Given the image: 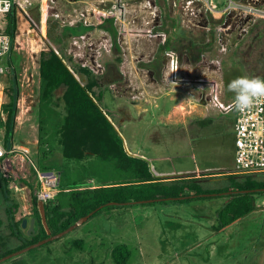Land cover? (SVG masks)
<instances>
[{"label":"rangeland","instance_id":"1","mask_svg":"<svg viewBox=\"0 0 264 264\" xmlns=\"http://www.w3.org/2000/svg\"><path fill=\"white\" fill-rule=\"evenodd\" d=\"M208 1L127 0L122 10L116 11V53L112 37L100 27L102 17L99 20L97 15L100 10L115 17L113 0H25V27L15 33L10 54L0 59L7 68L0 78V115L4 120L2 106L9 101L14 73L19 88L13 135L5 138L1 126L7 145H21L14 147L20 160L10 172L22 188L19 196L12 191L19 205L17 218L40 188L32 171L38 169L39 58L41 51L50 48L64 51L94 75H101L109 63L116 62L122 78L101 88L102 107L125 148L146 155L153 176L157 171L176 175L196 164L218 167L212 174H236L231 132L234 115L216 107L213 96L218 94L222 103L229 104L235 99L227 87L230 81L240 76H264V17L247 13L250 0H232L227 11L229 0H213L217 5L214 10ZM256 6L264 9V0ZM84 18L92 29L73 39L68 32L70 23H81ZM10 20V15L2 16L3 30ZM173 28L191 34L193 41L183 37L187 44L171 49L178 59L177 73L170 71V58L159 36H169ZM62 95L63 89L55 95L60 107ZM149 133L152 137L148 138ZM199 138L204 139L200 144ZM55 155L58 157L57 152ZM54 166L62 169L59 160ZM74 178L66 175L63 181L70 183ZM225 193L188 202L141 201L105 208L65 236L0 264H118L112 253L119 246L127 250L124 264H264V195L256 196V211L220 230L217 213ZM53 199L56 202L58 196ZM5 248L0 246V259Z\"/></svg>","mask_w":264,"mask_h":264},{"label":"trees","instance_id":"2","mask_svg":"<svg viewBox=\"0 0 264 264\" xmlns=\"http://www.w3.org/2000/svg\"><path fill=\"white\" fill-rule=\"evenodd\" d=\"M13 12L14 8L8 13L11 20L6 30L12 40L16 31ZM100 27L110 33L113 49L119 52L114 17L102 16ZM91 29V26L78 23L69 26L68 32L71 37H81ZM39 75L42 86L37 107L38 170L60 173L59 191L54 195L58 196L57 203L52 204L54 197L45 203L51 235L67 229L91 212L94 213L90 218L105 208L111 210L147 200L188 202L211 197L205 195L232 192L222 196L225 201L217 213V229L220 230L257 210L256 196L264 195L260 190L264 189V174L231 173L212 180L194 176L163 180L153 176L148 161L128 155L112 118L102 107L101 88L122 78L116 62L109 63L101 75H94L89 68L75 64L64 51L50 48L40 52ZM259 78L264 79V76ZM59 89H63L62 107L55 98ZM18 99L19 88L11 85L9 101L2 106L6 120L0 123L5 128V138L14 133ZM57 160L62 165L61 170L55 169ZM32 171L37 176L34 168ZM66 175L75 178L70 183L63 181ZM61 195L66 196L59 198ZM181 197L186 198L178 199ZM111 202L117 204L108 205ZM31 204L37 229L28 237L21 229L22 221L16 220L19 205L9 189V179L0 170V246L11 241L21 242L18 247L7 250L4 256L49 237L35 193L31 196ZM126 251L124 246L114 249L116 263L124 264Z\"/></svg>","mask_w":264,"mask_h":264},{"label":"built area","instance_id":"3","mask_svg":"<svg viewBox=\"0 0 264 264\" xmlns=\"http://www.w3.org/2000/svg\"><path fill=\"white\" fill-rule=\"evenodd\" d=\"M127 0H113L112 9L115 11L114 19L118 18L116 11H121ZM259 0H250V4L246 6V11L252 16L264 17V9L257 8ZM25 0H0V21L3 15L10 13L14 7L19 6L24 10ZM212 6V10L217 8L213 0L208 1ZM234 2L229 0V5L225 11L230 10ZM97 15L99 20L102 16H108L106 13L98 10ZM116 21V20H115ZM101 22V21H100ZM83 25L90 26L87 19H82ZM73 25V22L70 23ZM76 25V24H74ZM119 33V32H118ZM162 40L165 41L166 35L159 34ZM12 50L11 37L2 29L0 25V59L8 56ZM166 56L170 58L169 68L172 73H177L178 59L173 51H166ZM7 72V68L0 64V78ZM180 81H183L180 79ZM212 101V91L210 92ZM218 94L213 96L214 105L226 114H233L235 117L234 124V169L236 174H256L264 172V102L256 104L251 110L237 111L233 105L234 100L229 104H224L219 100ZM4 121L0 115V123ZM0 124V170L1 173L9 179V189L16 191L19 188L17 176H12L16 161L20 160L16 148H8L1 137ZM39 178L40 188L34 193L38 201L44 203L51 200L59 189L60 175L58 172H40L34 168Z\"/></svg>","mask_w":264,"mask_h":264},{"label":"crops","instance_id":"4","mask_svg":"<svg viewBox=\"0 0 264 264\" xmlns=\"http://www.w3.org/2000/svg\"><path fill=\"white\" fill-rule=\"evenodd\" d=\"M20 1H22V0H20ZM176 7V6H175ZM225 8V7H224ZM30 12H33V11H31L30 10ZM32 14V13H31ZM12 17H14L15 18V21H16V31H15V33H17V30L18 29H20V26H24L25 27V24H24V15H23V13H22V9L19 7V6H16V7H14V12H13V14H12ZM173 17V16H172ZM41 18H42V16H41ZM174 21H176V25H178L179 26V23H178V21L176 20V17H175V19H174ZM72 26H74V25H70V27H72ZM171 26H172V24H171ZM171 30V32H170V34H169V36H167L166 37V39H165V41H162V47H166V49H165V52L166 51H170L171 49H175L176 47H180V45L182 44L183 46L184 45H186L187 44V42H185V40H184V38L183 37H186L187 38V40H188V42H193V41H191V39H192V36H191V34H189V33H187L186 31H182V30H180V29H176V28H173V29H170ZM88 32V31H87ZM73 39H76L77 37H72ZM190 40V41H189ZM14 41H15V37H14V39L12 40L11 39V43H12V50H13V48H14ZM208 42H210V39H208ZM168 46V47H167ZM182 47V46H181ZM11 50V51H12ZM183 50H185V52L187 51V49H183ZM183 56H185V55H183ZM173 114V111L171 110V111H169L168 113H166V115L168 116L167 117V119H170V116ZM160 118H161V120H160V122L161 123H163L164 121H165V114H162L161 116H160ZM110 119V118H109ZM111 120V119H110ZM234 124H235V121H234ZM231 132H232V135L234 136V125H233V128H232V130H231ZM149 137H152V135L150 136V133H149V136H148V138ZM202 141H204V139L202 140V139H198L197 140V143H199L200 144V142H202ZM37 146H38V139H37ZM12 147H21V145H13ZM12 147H9V148H12ZM124 148H125V144H124ZM125 150H126V152L128 153V155H130V156H133V157H139V158H143V159H145L146 161H148L149 162V160H148V158L146 157V155L145 156H143V155H138V153L136 152V151H130V150H128L127 148H125ZM212 159V158H211ZM211 165V166H210ZM210 165H204V164H196V166H194L193 167V169H188V170H184V171H181L179 174H176V175H169L168 173H166L165 171H157V172H154L155 174H154V176L156 177V176H159L161 179H163V180H168V179H173V178H181V177H191V176H194V177H204V178H207V179H209V180H212V178H214L215 176H224V175H227V174H225V173H221V174H212V169H214V170H218V167H212V164H210ZM214 166H216V165H214ZM222 169H224V167H222ZM221 170V169H220ZM59 175H60V173H59ZM174 176H176V177H174ZM157 178V177H156ZM214 179H216V178H214ZM90 182H92V184H93V186L95 185L94 184V182L93 181H90ZM95 187V186H94ZM22 188H21V184H19V188L16 190V191H14L15 193H17L16 195H20V193H21V190ZM58 191H59V189H58ZM57 191V192H58ZM35 192V191H34ZM209 196H211V195H209ZM30 201H31V199H30ZM57 203V201L56 202H54V199H53V201H52V204H56ZM130 205V204H129ZM257 205V209H258V204H256ZM23 214L20 216V218H17L16 217V220L17 221H23V219H25V218H27L28 219V221H30L32 218H35L34 216H33V209H32V204H31V202L30 203H28V205H25L24 207H23ZM36 219V218H35ZM89 219V218H88ZM27 228H28V226H27ZM21 229H22V231H23V233H25L26 234V236H28L27 235V229H24L22 226H21ZM36 229H37V222H35V231H36ZM36 233V232H35ZM56 240V239H55ZM16 244H12V243H10V244H7L6 245V248H5V250H10V249H12V248H15V247H18L19 245H21V242H18V241H14ZM23 249V248H22ZM21 250V249H20ZM18 251V250H17ZM16 252V251H15ZM14 253V252H13ZM11 254V253H10Z\"/></svg>","mask_w":264,"mask_h":264},{"label":"clouds","instance_id":"5","mask_svg":"<svg viewBox=\"0 0 264 264\" xmlns=\"http://www.w3.org/2000/svg\"><path fill=\"white\" fill-rule=\"evenodd\" d=\"M227 87L235 94L233 107L237 111H248L256 104L264 102V79L240 76L230 81Z\"/></svg>","mask_w":264,"mask_h":264},{"label":"water","instance_id":"6","mask_svg":"<svg viewBox=\"0 0 264 264\" xmlns=\"http://www.w3.org/2000/svg\"><path fill=\"white\" fill-rule=\"evenodd\" d=\"M260 190L261 191H264V189H260ZM249 191H245V192H249ZM253 191H255V190H253ZM230 193H232V192H226L225 194H230ZM210 195L215 196L216 194H210ZM205 196H209V195H205ZM192 197H194V196H192ZM185 198L186 197H181V198H178V199H181L182 200V199H185ZM161 200L162 199H158V200H147V201H142V202L152 203L154 201H161ZM131 203H129V204H131ZM135 203H137V202H135ZM116 204L117 203H115V202H111L108 205H116ZM38 208H39V212H40V215H41L42 223L45 226V228H46V230H47V232L49 234V237H47L45 239H42V240H40L38 242L32 243V244L28 245L27 247H25V248H23L21 250H18V251L14 252V253H11V254H9L7 256H4L3 258L0 259V262L3 261V260H6L8 258L17 256V255H20L22 253H25V252H27V251H29L31 249H34L36 247H39V246L45 244L47 242H50V241H53L55 239H58V238H61V237L65 236L66 234L70 233L75 228L79 227L84 222H86L88 220V218L91 217V215L94 213V212H91L90 214H88V215H86L84 217H81L77 222H75L73 225L69 226L67 229L59 232L58 234L51 235L50 229L48 228V225H47V217H46V212H45V203L43 201H38ZM35 222H36V219L35 218H32L30 221H28L27 218L23 219V221H22V227L24 229H27V235L28 236H32L35 233ZM27 226H28V228H27Z\"/></svg>","mask_w":264,"mask_h":264},{"label":"flooded vegetation","instance_id":"7","mask_svg":"<svg viewBox=\"0 0 264 264\" xmlns=\"http://www.w3.org/2000/svg\"><path fill=\"white\" fill-rule=\"evenodd\" d=\"M13 85H15L16 87H18L15 78H13ZM4 121H5V120H4ZM35 232H36V231H35ZM34 234H35V233H34ZM34 234H33V235H34ZM28 237H30V236H28ZM8 255H9V254H8ZM6 256H7V255H6Z\"/></svg>","mask_w":264,"mask_h":264},{"label":"bare ground","instance_id":"8","mask_svg":"<svg viewBox=\"0 0 264 264\" xmlns=\"http://www.w3.org/2000/svg\"><path fill=\"white\" fill-rule=\"evenodd\" d=\"M0 95H1V93H0Z\"/></svg>","mask_w":264,"mask_h":264}]
</instances>
